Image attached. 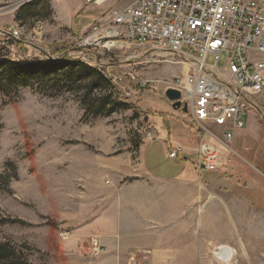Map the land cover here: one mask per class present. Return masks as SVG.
Segmentation results:
<instances>
[{"label": "rangeland", "instance_id": "1", "mask_svg": "<svg viewBox=\"0 0 264 264\" xmlns=\"http://www.w3.org/2000/svg\"><path fill=\"white\" fill-rule=\"evenodd\" d=\"M52 2L0 0V54L16 61L62 55L79 59L110 78L119 99L131 107L86 119L74 94L49 97L30 87L20 89L17 96L0 93V174L8 175L0 177V215L15 220L0 227V243L15 246L30 264H100L102 257L89 254V247L79 253L80 259L66 247L59 220L65 211L85 204L78 200L93 193L97 181L110 180L104 173L115 165L112 162L135 152L147 136L145 113L162 110L169 122L176 116L198 137L187 106L173 109L164 95L173 88L168 82L187 67L148 46L83 47L81 42L107 11L86 30H80L78 16L92 12L101 1L66 0L63 5L69 11L64 16L59 0L55 12ZM10 30L21 38L11 39ZM243 119L245 126L238 133L245 135L240 141L247 143L246 153L258 167L239 158L225 177L243 201L264 209V104ZM249 125H256L258 133L249 131ZM252 256L255 261L256 253Z\"/></svg>", "mask_w": 264, "mask_h": 264}, {"label": "crops", "instance_id": "2", "mask_svg": "<svg viewBox=\"0 0 264 264\" xmlns=\"http://www.w3.org/2000/svg\"><path fill=\"white\" fill-rule=\"evenodd\" d=\"M100 1L92 12L78 16L80 30L101 12L136 0ZM65 2H57L62 16L69 11ZM167 118L144 117L151 137L145 136L135 152L112 162L115 165L104 173L110 180L100 179L93 193L78 200L85 204L65 211L59 224L66 247L80 259L79 253L89 247L90 254L98 242L104 250L95 255L102 257L100 264H258L257 257L264 264V209L243 201L225 177L239 158L256 165L246 153L247 143L240 141L245 133L234 131L235 154L229 156L226 169L200 170L199 138L176 116L170 122ZM248 127L258 133L256 125ZM178 147L177 158H169Z\"/></svg>", "mask_w": 264, "mask_h": 264}, {"label": "built area", "instance_id": "3", "mask_svg": "<svg viewBox=\"0 0 264 264\" xmlns=\"http://www.w3.org/2000/svg\"><path fill=\"white\" fill-rule=\"evenodd\" d=\"M92 30L81 46H148L188 65L168 85L180 91L198 130V168L226 169L234 131L264 104V0H136L108 10ZM8 36L21 38L13 30ZM103 251L92 244L93 255Z\"/></svg>", "mask_w": 264, "mask_h": 264}, {"label": "trees", "instance_id": "4", "mask_svg": "<svg viewBox=\"0 0 264 264\" xmlns=\"http://www.w3.org/2000/svg\"><path fill=\"white\" fill-rule=\"evenodd\" d=\"M27 87L49 97L74 94L86 119L109 116L120 109L131 107L119 99L110 78L98 68L79 59L62 55L58 59L31 58L16 61L0 54V93L9 97L17 96L20 89ZM154 114L166 118L163 113L147 112L144 115ZM6 166L11 165L8 163ZM12 169V176L16 177L15 168ZM4 175L0 174V177ZM7 182L8 179L5 183ZM12 221L15 220L0 215V227ZM0 264L30 263L26 255L15 246L0 243Z\"/></svg>", "mask_w": 264, "mask_h": 264}, {"label": "water", "instance_id": "5", "mask_svg": "<svg viewBox=\"0 0 264 264\" xmlns=\"http://www.w3.org/2000/svg\"><path fill=\"white\" fill-rule=\"evenodd\" d=\"M49 58H53V57H49ZM164 95H165V98L171 102L173 109H180V107H181V103H180L181 93L179 90H177L175 88H168L165 90ZM183 110L184 111L187 110L186 106H183ZM223 250H224V248L219 249V251L221 253L223 252ZM222 259H227V258L222 257Z\"/></svg>", "mask_w": 264, "mask_h": 264}, {"label": "bare ground", "instance_id": "6", "mask_svg": "<svg viewBox=\"0 0 264 264\" xmlns=\"http://www.w3.org/2000/svg\"><path fill=\"white\" fill-rule=\"evenodd\" d=\"M14 33H16V31H14ZM183 65H185L187 67V70H188V65L187 64H183ZM180 152H182V151H180Z\"/></svg>", "mask_w": 264, "mask_h": 264}]
</instances>
